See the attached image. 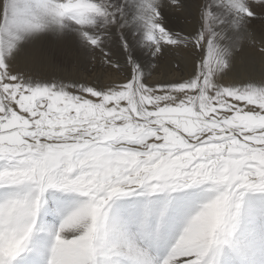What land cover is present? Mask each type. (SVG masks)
<instances>
[{
	"label": "snow or ice",
	"instance_id": "6c2138e0",
	"mask_svg": "<svg viewBox=\"0 0 264 264\" xmlns=\"http://www.w3.org/2000/svg\"><path fill=\"white\" fill-rule=\"evenodd\" d=\"M190 7L0 0V264H264V0ZM83 56L118 78L17 67Z\"/></svg>",
	"mask_w": 264,
	"mask_h": 264
},
{
	"label": "bare ground",
	"instance_id": "6f19581e",
	"mask_svg": "<svg viewBox=\"0 0 264 264\" xmlns=\"http://www.w3.org/2000/svg\"><path fill=\"white\" fill-rule=\"evenodd\" d=\"M189 4L192 5L189 9L183 11L177 10H166V25L173 31H182L187 33L191 31V29L195 26V3L196 0H188ZM252 30L259 35L264 32V19H257L252 25ZM47 43V42H46ZM189 60L187 53L183 50H170L165 53V55L159 60L156 61L157 67L153 70L152 78H160L161 76L167 75L169 78L178 75L179 72L177 70V65L184 66ZM150 61V58L145 59V63L147 64ZM75 61L72 60H62L61 65L63 70L58 69V73L51 74L50 72L47 74H42L45 77L51 76H63L66 72L74 73L77 75H84L85 78H80L83 81H95L99 80L100 82H108L110 79H117V74L113 71V74H110L107 71V74L96 73L97 70L108 69L107 67L101 66L98 62L91 60L87 56H83L78 59L76 62V67L86 70L89 72L90 70H94L91 75H85L84 73L73 72V65ZM249 65V57L247 55V50L242 53H238L235 60V71L240 75H244L248 70ZM18 69L24 73L26 76H35L39 77V70L42 65H26L23 61H20L17 65ZM44 68H48L43 66L42 72ZM52 69V68H49ZM110 70V69H109ZM112 71V70H110ZM256 71H260V66L256 64Z\"/></svg>",
	"mask_w": 264,
	"mask_h": 264
},
{
	"label": "rangeland",
	"instance_id": "374dc122",
	"mask_svg": "<svg viewBox=\"0 0 264 264\" xmlns=\"http://www.w3.org/2000/svg\"><path fill=\"white\" fill-rule=\"evenodd\" d=\"M80 60V59H79ZM62 61V60H61ZM61 61H58V63H59V65H60V70H63V68H62V65H61ZM76 62H77V60L74 62V65H73V72H77V73H84L85 75H91V74H93L94 72H91V71H94V70H90L89 72H86V70H83V69H81V68H78V67H76ZM42 68H43V66L40 68V72H39V76H42V74L44 73V74H47V73H51V74H55V73H58V69H49V68H44L43 69V72H42ZM109 71L110 72V74H113V71H110L109 69H103V70H101V69H99V70H97V74L98 73H101V74H107V71ZM79 78H85L84 77V75H82V74H80V75H77Z\"/></svg>",
	"mask_w": 264,
	"mask_h": 264
}]
</instances>
